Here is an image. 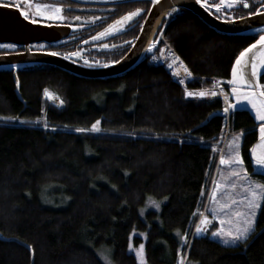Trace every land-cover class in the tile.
<instances>
[{"label":"trees","instance_id":"trees-1","mask_svg":"<svg viewBox=\"0 0 264 264\" xmlns=\"http://www.w3.org/2000/svg\"><path fill=\"white\" fill-rule=\"evenodd\" d=\"M148 7L143 1L123 4L117 16L142 11L117 37L115 51L98 52L88 65L119 59ZM257 36L221 35L184 9L170 17L164 31L195 77L188 87L215 82L224 92L236 55ZM149 55L108 79L80 78L50 65L20 66L19 95L14 70H0V233L14 239H0V264H104L99 252L112 264H136L130 242H143L146 264H180L182 258L183 264H264V206L255 230L234 246L213 238L215 222L203 234L193 233L208 203L217 159L213 145L225 126L242 132L244 166L264 182L251 173L247 154L257 135L254 120L235 111L227 121L214 116L202 124L224 108L223 101L184 97ZM44 88L63 103H48ZM97 119L100 131H76L90 129ZM148 197L160 201V208L141 216Z\"/></svg>","mask_w":264,"mask_h":264},{"label":"snow or ice","instance_id":"snow-or-ice-1","mask_svg":"<svg viewBox=\"0 0 264 264\" xmlns=\"http://www.w3.org/2000/svg\"><path fill=\"white\" fill-rule=\"evenodd\" d=\"M24 2L31 7L34 0H24ZM158 0H152V3H157ZM196 3L200 4L204 8L215 9L216 12H222L225 10L233 9L237 4L242 5L244 8H248L250 0H220L219 3L208 4L207 0H196ZM8 7L19 8L20 13L25 19H30L34 24H45L48 20L55 23L57 20L63 21L65 17L62 14V10L65 7L60 3L52 2H35L34 11L26 10L21 7L19 3L9 4ZM255 12L249 10L247 15L249 17L255 16L259 13L264 12V4L255 6ZM142 11L141 8H136L134 11L125 13L123 16L119 17L117 21H113V24L109 25L102 32H98L97 36L106 35L108 32H114L118 28H123L125 24L135 17L138 13ZM230 21H235L237 19H243V17H237L232 15L231 11L227 12ZM71 19L77 20L80 17H72ZM90 20H95L96 17H89ZM218 19H225L224 15L218 16ZM71 27H83V25L72 24ZM256 31V29H253ZM156 43L153 40L149 43L148 48L151 49ZM8 47H15L14 45H8ZM42 47V46H41ZM105 47H110V45H105ZM255 53V55H251ZM55 55H60V53H54ZM67 55V54H66ZM72 56H79L80 52L71 53ZM109 63H116V61H109ZM250 64L251 77L256 79H251L246 74L247 66ZM264 67V26L259 30L258 38L252 43H249L244 47L238 55L235 57V62L232 65V79L230 83L233 85L232 94L235 95V101H229L228 96L225 95V100L228 101L227 106L224 108V112H229L230 109L237 107L238 102L247 101L251 108L255 111V119L260 121L259 123V139L258 142L251 146V156L253 158V163L258 167L259 173L264 175V84L260 82L261 68ZM185 71L188 72L185 67ZM190 76L191 73L188 72ZM183 83V81H181ZM215 83V82H214ZM243 85L244 87H238ZM47 94V93H46ZM186 96H197L206 97L216 95L215 92L209 90H200L196 92L185 91ZM63 103V101H61ZM8 119V118H5ZM101 120H95L89 128H78V132L87 131H100ZM47 127V125H45ZM240 133L233 136L232 140L229 141V153L227 157L225 155L220 156V164L229 165L232 168L229 176L233 179L230 182H226L223 187L227 189L237 190L234 194L230 195L226 203H221L217 198L218 190L222 187L219 181H214V187L209 193V196L213 204V214L214 218L221 221V227H216L212 232V235H217L223 239L224 243L236 242L247 239L248 236L255 230V222L257 218V210L264 206V182L252 180L249 176L248 170L243 167L244 160L240 154ZM215 147V145L213 146ZM225 181H228V177H224ZM113 187H115L113 185ZM201 191L204 189L202 187ZM166 199V198H165ZM149 204L154 205L156 208L160 207V202L156 200H149ZM218 209L225 210L224 216H227V227H224V216H221ZM212 221L208 215L201 214V218L196 225V232L207 231V225ZM179 232V230H177ZM131 235V234H130ZM185 237L181 236V240ZM31 249V245H28ZM129 249L133 248L132 243L128 245ZM144 244L141 243L136 249L137 259L140 264H146L144 258ZM105 264H111V260L106 254L101 253ZM180 264H183V258Z\"/></svg>","mask_w":264,"mask_h":264},{"label":"water","instance_id":"water-1","mask_svg":"<svg viewBox=\"0 0 264 264\" xmlns=\"http://www.w3.org/2000/svg\"><path fill=\"white\" fill-rule=\"evenodd\" d=\"M82 3H99V4H116L124 2H139L148 1L149 7L139 26L138 32L132 41L128 50L116 61V63H108L104 65H85L78 63L65 55H55V52L32 49L34 44H56L62 39L69 36L71 32L70 25L64 24H34L30 19H25L21 15L19 8L8 7V5L0 2V45H14L23 47L20 52L3 53L0 54V70L13 69V80L15 83V91L18 94V78L16 69L20 66L30 64H43L54 66L71 75L85 78V79H108L124 75L128 71L134 69L143 58L151 54L155 47L158 45L156 34L160 28L163 20L167 19L171 12L178 9H184L195 15L204 25L214 30L215 32L226 36H242L250 32L259 33V30L264 26V12L255 16L249 17L248 15L242 16L243 19L235 21L220 20L215 17L208 9L196 3V0H158L153 4L152 0H75ZM74 23H76L74 21ZM256 29V31H253ZM258 38V36H257ZM256 38V39H257ZM96 35L89 38L86 43L93 42ZM153 40L156 43L151 49L148 48L149 43ZM251 55H255L252 53ZM235 62V59L233 63ZM232 63V65H233ZM232 69V66H231ZM230 69L229 76V93L231 100L235 101V95L232 94L233 85L230 83L232 79V72ZM264 73V67L261 68V76ZM246 74L251 79L250 64L247 66ZM260 76V77H261ZM238 87H244L239 85ZM19 95V94H18ZM235 111H246L254 120L256 126V139L251 146L258 142L259 139V123L255 119V111L247 102H238L237 107L230 109L229 114ZM224 108L209 114L202 124H205L210 118L214 116H225ZM251 146L248 149V158L251 166V173L254 175L263 176L259 173L258 167L254 165L251 156ZM264 230V226L262 228ZM2 240H14L13 238H6L0 233ZM29 248V247H28ZM30 250V248H29Z\"/></svg>","mask_w":264,"mask_h":264},{"label":"flooded vegetation","instance_id":"flooded-vegetation-1","mask_svg":"<svg viewBox=\"0 0 264 264\" xmlns=\"http://www.w3.org/2000/svg\"><path fill=\"white\" fill-rule=\"evenodd\" d=\"M1 3L9 5L12 3H19L21 7H24L26 10L32 11L29 6H26L19 1L17 2H6L0 0ZM35 2H52V3H60L65 7L62 10V14L65 19L61 22L57 20L54 24H64V25H83V27H71V32L68 37L59 41V44L55 48H48L45 44H34L32 45V49L44 50V51H56L60 54H68L72 56L71 53L80 52L79 56H74V60L81 64H92L89 63L91 60L99 53H107V52H114L116 49V40L121 33L126 30H129L133 24V21L128 23L122 30L110 34L104 38L95 40L91 43H86L85 41L91 37H93L96 32L107 26L113 20H115L118 16L115 14L119 9L122 10L123 4H129L131 2H124V3H116V4H97V3H82L77 2L75 0H34ZM147 2L148 1H143ZM208 4L211 5L213 3H219L220 0H207ZM260 4H264V0H250V4L248 8H244L242 5L237 4L231 10H225L222 12H216L215 9L207 8L215 17L218 18L220 15H224L225 19L223 20H230L227 15L228 11H231L232 15L237 17L246 16L249 10L255 12V6H259ZM240 6L242 10L240 9ZM127 13L124 12L120 15ZM72 17H80V19L73 20ZM89 17H96L95 20L88 19ZM222 20V19H220ZM74 21L76 23H74ZM48 24L53 23L51 20H48ZM259 34V33H258ZM105 45H110L107 48ZM42 46V47H41ZM104 47L103 51H96L98 48ZM23 50V47H8V45H0V54L3 53H14L20 52Z\"/></svg>","mask_w":264,"mask_h":264},{"label":"rangeland","instance_id":"rangeland-1","mask_svg":"<svg viewBox=\"0 0 264 264\" xmlns=\"http://www.w3.org/2000/svg\"><path fill=\"white\" fill-rule=\"evenodd\" d=\"M34 11V10H32ZM124 15V14H123ZM123 15H120L118 16L115 20L113 21H117L119 19V17L123 16ZM137 16V15H136ZM133 17L130 21H128L125 26L132 22L135 18ZM113 21L111 23H109L107 26H105L104 28H102L101 30H99L98 32H102L104 29H106L109 25L113 24ZM124 26V27H125ZM123 27V28H124ZM123 28H118L116 31L114 32H108L106 35H103V36H97L96 34L98 32H96V39H101V38H104L106 36H109L110 34H113V33H116L120 30H122ZM88 40V39H87ZM86 40V41H87ZM85 41V43H86ZM94 41V40H93ZM212 86V85H211ZM230 88V87H229ZM229 88H228V91H227V94L229 96V101H232L230 98V93H229ZM47 93V94H46ZM216 94H218V92H216ZM42 96L43 98L50 104L52 105H56V106H60L61 105V100L60 98L58 97V95L52 91L51 89H48V88H44L43 91H42ZM228 103V102H227ZM224 104V108H225V103ZM237 133H240V141H241V136H242V132L238 131V132H232L227 126H225L224 130L222 131V133H220L217 137H216V142H215V147L213 148L216 152H217V159H216V165H215V169H214V174H213V177H212V182L210 184V187L208 189V198L206 199L208 201V203L205 202L206 206L204 205L205 209H203L202 211H200V214H199V218L197 220V222L195 223L194 225V228H193V233L194 234H203L204 232H200V233H197L196 232V225L197 223L199 222L200 218H201V214L203 215H208L209 218L211 219V223L212 224L213 222H215L217 224V227H221V221L219 219H216L214 218V214H213V211H212V208H213V204H212V200L209 196V193L211 192V190L213 189L214 187V181H219L220 184L222 185V187L218 190V193H217V198L220 200L221 203H226L227 202V199L229 198L230 195L234 194L235 192H238V189L237 190H232V189H227L225 187H223V185L226 183V182H230L233 178L229 176V173L230 171H232V168L229 166V165H222L220 164V156L221 155H225L226 157L228 155H230L228 149H229V141L232 140L233 136H235ZM213 145V146H214ZM243 167L245 168V166L243 165ZM250 176V175H249ZM224 177H228V181H225ZM251 177V176H250ZM252 180H255V181H259L255 178H252ZM261 182V181H260ZM149 200H155V199H152V198H147L146 201H145V205H143L140 209H139V214L141 216L144 215L145 211L147 210H150V209H153V210H158L159 208H156L154 205L152 204H149L148 201ZM157 201V200H156ZM160 202V201H159ZM161 204V202H160ZM206 210V211H205ZM218 212L221 216H224V212L225 210H220L218 209ZM258 212V210H257ZM208 224L207 225V228L208 226L210 225ZM224 227H227V216H224ZM135 234H137V232H134ZM139 234V233H138ZM141 235H143L141 233ZM213 238L215 240H217L219 243H221L222 245H226V246H234L236 244H238L239 242L241 241H236V242H231L229 241L228 243H224L223 242V239L217 235H213ZM143 242H139L138 244L136 245H133V248L132 249H129L128 247V251L133 253L134 257H135V262L136 264H140V261L137 259V256H136V252H135V249ZM101 253L105 254L104 252H99V254L101 255ZM98 254V252H97ZM100 257V256H99ZM102 257V255H101ZM100 259L102 260V262L105 264V261L103 258ZM145 258V257H144ZM112 264V262H111Z\"/></svg>","mask_w":264,"mask_h":264},{"label":"built area","instance_id":"built-area-1","mask_svg":"<svg viewBox=\"0 0 264 264\" xmlns=\"http://www.w3.org/2000/svg\"><path fill=\"white\" fill-rule=\"evenodd\" d=\"M5 1L14 2L16 0H5ZM19 1L27 5L24 2V0H19ZM34 4L35 3H33L32 5L33 10H34ZM173 13L174 12L170 13L169 18L173 15ZM169 18L164 21L158 33L159 43H158L157 48L149 55V58H148L149 62L151 64L161 65L165 69V71L168 73L170 78L182 88L183 94L185 93L186 90L192 91V92H196L200 90H209L215 93L218 92V94L213 95V96L197 97V96H186L184 94V97L186 98L218 97L223 101V103H225V107H226L228 101L225 100V95L228 96V94L224 92L221 86L214 83L212 86H200L198 88L188 87V84L194 81L195 77L190 71V69L188 68V66L186 65V63L184 62V60L181 58V56L176 52V50L171 46V44L164 37V31L168 24ZM185 67L187 68L188 72L191 73L190 76L188 75V72L185 71ZM181 81H183V83ZM228 100H229V96H228ZM227 119L228 117H226V121Z\"/></svg>","mask_w":264,"mask_h":264},{"label":"bare ground","instance_id":"bare-ground-1","mask_svg":"<svg viewBox=\"0 0 264 264\" xmlns=\"http://www.w3.org/2000/svg\"><path fill=\"white\" fill-rule=\"evenodd\" d=\"M157 65V64H156ZM231 99V98H230Z\"/></svg>","mask_w":264,"mask_h":264}]
</instances>
